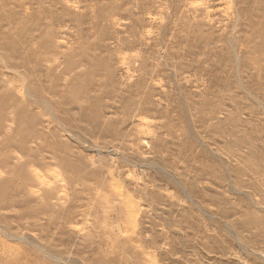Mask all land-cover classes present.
Here are the masks:
<instances>
[{"label":"rangeland","instance_id":"374dc122","mask_svg":"<svg viewBox=\"0 0 264 264\" xmlns=\"http://www.w3.org/2000/svg\"><path fill=\"white\" fill-rule=\"evenodd\" d=\"M264 0H0V264H264Z\"/></svg>","mask_w":264,"mask_h":264},{"label":"built area","instance_id":"2783aa9c","mask_svg":"<svg viewBox=\"0 0 264 264\" xmlns=\"http://www.w3.org/2000/svg\"><path fill=\"white\" fill-rule=\"evenodd\" d=\"M262 183H263V186H264V179H263V182Z\"/></svg>","mask_w":264,"mask_h":264}]
</instances>
